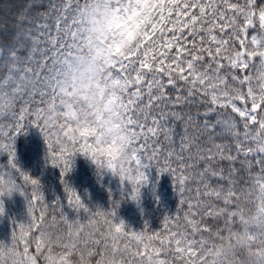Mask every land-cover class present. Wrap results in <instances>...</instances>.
<instances>
[{"label": "snow or ice", "instance_id": "1", "mask_svg": "<svg viewBox=\"0 0 264 264\" xmlns=\"http://www.w3.org/2000/svg\"><path fill=\"white\" fill-rule=\"evenodd\" d=\"M81 2L21 0L14 14L0 16V155H7L0 164V197L16 192L25 198L32 236L51 220L67 225L70 234L75 225L85 247L89 239L98 248L119 238L125 251L139 253L144 245L145 255L148 248H170L203 197L254 166L231 130L228 112L198 84L207 83L210 73L225 72V60L247 50L249 41L264 42V0H176L151 39L141 43L137 37L103 68L102 79L112 84L113 108L99 122L97 106L71 94L62 74V61L80 47L75 13ZM28 126L39 130L46 161L59 169L62 184L79 153L126 181L129 199L138 201L145 170L152 169L157 177H171L176 215H166L156 232L147 224L143 231L126 230L123 221L115 222L116 203L108 211L90 209L65 185L66 206L76 213L70 220L65 205L46 201L39 181L15 163V137ZM135 262L130 254L126 264Z\"/></svg>", "mask_w": 264, "mask_h": 264}, {"label": "trees", "instance_id": "2", "mask_svg": "<svg viewBox=\"0 0 264 264\" xmlns=\"http://www.w3.org/2000/svg\"><path fill=\"white\" fill-rule=\"evenodd\" d=\"M175 2L176 0H82L80 9L75 13L81 34L78 37L80 47L67 60L62 61V74L66 88H71V94L97 106L98 122L102 120L104 113L111 112L113 108L109 92L112 84L105 83L102 79L103 68L108 66L112 55L130 46L137 37L141 38V43L151 39L150 34L158 31L171 15ZM19 3L21 0H0V16L14 14ZM110 17L113 22L102 30L107 29L109 34L115 35L114 42H105V45L112 46L113 49L97 60V74L91 78L85 72L84 61L90 52L87 44L92 36H96L95 30H90V20L97 23ZM107 40H110L109 36ZM118 43L119 48L116 50ZM237 55L238 53H233L225 60V72L219 75L210 73L204 77L208 82L199 83L198 87L207 93L210 101L228 112L231 130L236 134L243 153L251 159L254 166H245L241 174L235 176L228 185L203 197L202 206L192 212L187 221H182L186 226L170 248L167 244L159 250L148 248V254L145 255L144 245L139 246V253L135 249L125 251L126 243L122 244L119 238H110L98 248L89 239L88 247H85L80 242L81 237L76 232L75 225L70 234L67 225L49 220L43 230L45 233L49 228L53 234L50 239L46 236V240L43 237L40 240L46 244L48 241L51 247L43 257H38L39 264H82V261H86V264H126L130 254L136 256L135 264H201L204 261L201 252L205 247L212 246L214 250L204 262L211 264L216 249L227 242L244 240L247 236L254 241L259 238L264 240V163H257L264 160V89L261 90L254 122L239 116L232 109L231 105L241 104L242 101L245 105H250L246 91L249 86L252 87L251 74L247 68L237 65ZM13 147L16 165L39 181L46 201H61L62 197L64 201L67 196L64 187L67 185L90 209L108 211L116 203L115 222L123 221L126 230L136 232L143 231L145 224L151 231H159L166 215H176L178 197L173 181L166 173L157 177L154 170L146 169L147 182L140 187L139 200L133 201L128 197L131 189L126 181L122 184L118 176L106 169L97 168L90 159L79 153L73 156L71 171L65 175L62 184L59 169L46 161V145L35 127L28 126L19 133ZM6 161L7 155H0V164H5ZM65 210L70 220L75 218L73 210L67 206ZM46 244L43 243L44 246ZM68 245L73 247L69 249ZM31 250L32 248L30 252L33 253ZM160 252L164 255L161 256ZM237 253L241 255L239 249Z\"/></svg>", "mask_w": 264, "mask_h": 264}, {"label": "rangeland", "instance_id": "3", "mask_svg": "<svg viewBox=\"0 0 264 264\" xmlns=\"http://www.w3.org/2000/svg\"><path fill=\"white\" fill-rule=\"evenodd\" d=\"M113 22V18H107L99 20V22H93L90 20V30H95L96 36H92L87 44L90 53L84 61L88 63L85 66V72L90 74L93 70V65L96 59H100L103 54L107 53L110 46L105 45L108 36L110 38H115V35L109 34L107 29L101 30L99 25H103V28L108 26ZM113 33V32H112ZM253 34H255V29H253ZM114 41V39H113ZM111 42V41H110ZM236 63L240 67L248 68L251 72V84L246 91L248 96V103L250 106L241 105L234 107L235 111L243 117H247L250 120L255 118V109L257 108V103L259 100L258 94L261 89L264 88V42L257 43L255 41H249V48L247 50L241 49L236 57ZM88 74V75H89ZM90 77V75H89ZM252 105V107H251ZM264 146V139H263ZM5 208V207H4ZM249 228V227H248ZM30 234L27 233V238L29 240ZM27 240V241H28ZM7 237L5 242H7ZM29 242L22 247V256L25 264H35L33 261L35 258L29 255ZM9 244V242H7ZM241 251V255H238L237 250ZM214 250L212 246H207L203 249L202 258L204 261L210 256L211 252ZM214 254V260L210 262L211 264H264V240L259 238L254 241L251 237L247 236L244 240H234L233 242H227L226 245L218 247ZM234 253V254H233ZM19 260V259H18ZM20 261V260H19ZM0 262L2 259L0 257ZM1 264V263H0Z\"/></svg>", "mask_w": 264, "mask_h": 264}]
</instances>
